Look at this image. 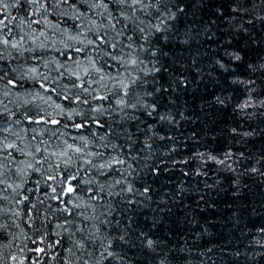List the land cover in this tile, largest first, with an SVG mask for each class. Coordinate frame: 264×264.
I'll return each mask as SVG.
<instances>
[{"label":"snow or ice","instance_id":"1","mask_svg":"<svg viewBox=\"0 0 264 264\" xmlns=\"http://www.w3.org/2000/svg\"><path fill=\"white\" fill-rule=\"evenodd\" d=\"M201 85L203 127L186 132ZM222 112L234 143L213 147ZM258 138L264 0H0V264H191L156 184L214 171L239 217L248 180L264 185ZM254 228L220 264H264Z\"/></svg>","mask_w":264,"mask_h":264},{"label":"trees","instance_id":"2","mask_svg":"<svg viewBox=\"0 0 264 264\" xmlns=\"http://www.w3.org/2000/svg\"><path fill=\"white\" fill-rule=\"evenodd\" d=\"M213 90L211 86L204 89L201 85V88L197 89L195 93L189 92L185 95L188 111L192 115L191 123L185 127L186 132H191L193 128L203 127L201 121L204 117L200 113V106L209 98V94ZM216 119L219 125L217 128L218 139L211 142L212 146L215 147L218 143L232 146L234 142L229 137L219 135L220 128L226 132L227 128L233 125L232 114L229 112L218 113ZM189 143L192 142L189 141ZM201 143L203 144V140ZM197 147L200 151L205 150L203 146ZM249 147L253 152H259L264 148V142L258 138L257 142L250 144ZM217 179L214 171H210L207 177H183L177 171L174 174L166 173L156 184L162 193L176 196L177 203L172 206V213L169 214L166 225V228L172 229L168 238L177 246L189 249L191 264H199L201 259H205L199 257L198 253L205 251L206 247L214 249L218 255L213 256L212 259L216 261V264H220L221 248L234 245L243 248L249 238L247 235H242L241 230L247 232L248 228H252L254 231V226L264 223V215H261L264 213V204H262L264 185L248 180L251 190L245 189L246 195L243 196V202L248 207L243 215L238 217L237 205L239 201L233 197L228 183L225 181L217 185L215 183ZM182 188L187 189L184 197L179 196ZM202 195L204 200L200 199ZM237 219L240 220L239 224H237ZM205 264H210V262L205 259Z\"/></svg>","mask_w":264,"mask_h":264}]
</instances>
